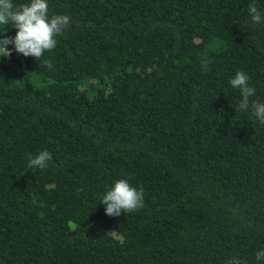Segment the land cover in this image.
<instances>
[{
	"label": "trees",
	"instance_id": "1",
	"mask_svg": "<svg viewBox=\"0 0 264 264\" xmlns=\"http://www.w3.org/2000/svg\"><path fill=\"white\" fill-rule=\"evenodd\" d=\"M253 2L47 0L56 47L0 56V264H264V125L230 84L264 102ZM118 179L143 207L109 216Z\"/></svg>",
	"mask_w": 264,
	"mask_h": 264
},
{
	"label": "clouds",
	"instance_id": "2",
	"mask_svg": "<svg viewBox=\"0 0 264 264\" xmlns=\"http://www.w3.org/2000/svg\"><path fill=\"white\" fill-rule=\"evenodd\" d=\"M47 0H30V3L16 5L13 0H0V25L9 24L18 31L14 37L0 35V56L11 57L12 49L8 46L14 45L15 51L25 57L32 56L40 61L46 51H52L57 44L55 37L62 35L70 25V17L63 14L48 16ZM250 19L253 24L264 22V13L258 10L253 2L249 5ZM44 66L53 67L50 60L43 61ZM233 88L238 89L241 99L235 109L238 112H248L258 118L264 125V102L251 100L255 89L249 86V77L243 71H237L234 78L230 80ZM52 154L43 150L28 160L29 168L44 169L48 166ZM101 203L106 205V214L119 216L121 213H130L143 207V189L132 186L127 179H118L104 195ZM258 262L264 261V250L256 254ZM229 264H242L238 258H232Z\"/></svg>",
	"mask_w": 264,
	"mask_h": 264
}]
</instances>
